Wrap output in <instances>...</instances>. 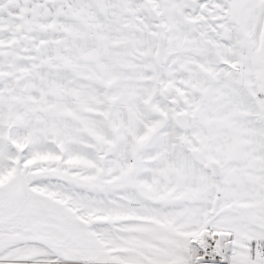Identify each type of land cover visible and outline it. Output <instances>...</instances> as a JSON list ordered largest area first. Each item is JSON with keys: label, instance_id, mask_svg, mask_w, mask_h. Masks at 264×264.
<instances>
[{"label": "snow or ice", "instance_id": "obj_1", "mask_svg": "<svg viewBox=\"0 0 264 264\" xmlns=\"http://www.w3.org/2000/svg\"><path fill=\"white\" fill-rule=\"evenodd\" d=\"M0 264H264V0H0Z\"/></svg>", "mask_w": 264, "mask_h": 264}]
</instances>
